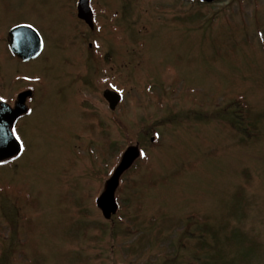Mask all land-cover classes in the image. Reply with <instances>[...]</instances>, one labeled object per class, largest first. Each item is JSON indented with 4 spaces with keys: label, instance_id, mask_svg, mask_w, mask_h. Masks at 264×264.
Returning a JSON list of instances; mask_svg holds the SVG:
<instances>
[{
    "label": "rangeland",
    "instance_id": "1",
    "mask_svg": "<svg viewBox=\"0 0 264 264\" xmlns=\"http://www.w3.org/2000/svg\"><path fill=\"white\" fill-rule=\"evenodd\" d=\"M76 2L0 0V94L34 92L0 164V264H264V0H90L91 29ZM19 24L31 61L7 46Z\"/></svg>",
    "mask_w": 264,
    "mask_h": 264
},
{
    "label": "water",
    "instance_id": "2",
    "mask_svg": "<svg viewBox=\"0 0 264 264\" xmlns=\"http://www.w3.org/2000/svg\"><path fill=\"white\" fill-rule=\"evenodd\" d=\"M208 3L216 0H204ZM90 8V0H78L77 16L84 20L90 28H93V13ZM10 48L13 53L23 59L35 57L41 50V39L38 33L30 26H16L9 32ZM25 47H33L32 50H26ZM29 92L20 93L19 101L14 109L0 104V161L18 156L22 152L21 143L12 135L10 128L15 120L26 112L24 99ZM104 98L109 102L110 109L114 110L121 96L112 90H106L103 93ZM140 157V150L137 145L127 147L119 159L118 165L113 170L110 177L104 182L103 189L96 199V206L101 211L103 218L110 219L118 210V204L115 197L119 187L121 176L133 165Z\"/></svg>",
    "mask_w": 264,
    "mask_h": 264
},
{
    "label": "flooded vegetation",
    "instance_id": "3",
    "mask_svg": "<svg viewBox=\"0 0 264 264\" xmlns=\"http://www.w3.org/2000/svg\"><path fill=\"white\" fill-rule=\"evenodd\" d=\"M7 46H8V49L10 50V52L13 54V52L11 51V49H10V47H9V44H7ZM32 48L33 47H25V49L26 50H32ZM15 57H17V59L19 60V61H22V62H27V61H31V60H33V59H35V58H33V59H30L29 58V60H22V59H20V58H18V56H16L15 54H13ZM106 88H108V85H107V87ZM110 88V87H109ZM24 91H30L31 92V94L29 95L28 94V96H26L25 97V100H24V103H26V105H27V107H28V112H27V114L26 115H28V114H30V101H31V99L33 98V95H34V92H33V90H30V87H28V86H26L25 88H23V89H18L15 93L13 92V93H11L10 94V96H9V98H5L3 95H1L0 94V104H3V105H5V106H7V107H9V109L11 110V109H14L15 108V105L17 104V102H18V99H19V97H18V95L20 94V92H24ZM25 116V115H24ZM23 117V116H22ZM22 117H20L18 120L16 119L15 120V122H14V124H13V126L10 128L11 129V132H12V129H16V125L19 123V121L20 120H22Z\"/></svg>",
    "mask_w": 264,
    "mask_h": 264
},
{
    "label": "trees",
    "instance_id": "4",
    "mask_svg": "<svg viewBox=\"0 0 264 264\" xmlns=\"http://www.w3.org/2000/svg\"><path fill=\"white\" fill-rule=\"evenodd\" d=\"M262 118L264 119V112L262 113ZM205 221H203L202 223H203V225H201L200 226V228L199 229H197V230H206V232H209V231H213V239H214V241H215V246H217V243H218V239L214 236L215 234H216V231L217 230H215L214 228L213 229H211L209 226L208 227H206V224L204 223ZM145 237H144V234L143 235H141V236H139V242H141V240H143ZM135 243V242H134ZM203 245H204V243H203ZM214 247V246H213ZM132 248V250H133V245H130V248L129 249H131ZM212 248V247H211ZM215 248V247H214ZM216 249V248H215Z\"/></svg>",
    "mask_w": 264,
    "mask_h": 264
},
{
    "label": "snow or ice",
    "instance_id": "5",
    "mask_svg": "<svg viewBox=\"0 0 264 264\" xmlns=\"http://www.w3.org/2000/svg\"><path fill=\"white\" fill-rule=\"evenodd\" d=\"M12 135L15 136V138L19 141L20 140V136L17 133L16 129H12Z\"/></svg>",
    "mask_w": 264,
    "mask_h": 264
},
{
    "label": "bare ground",
    "instance_id": "6",
    "mask_svg": "<svg viewBox=\"0 0 264 264\" xmlns=\"http://www.w3.org/2000/svg\"><path fill=\"white\" fill-rule=\"evenodd\" d=\"M151 141H153V139L151 138Z\"/></svg>",
    "mask_w": 264,
    "mask_h": 264
}]
</instances>
